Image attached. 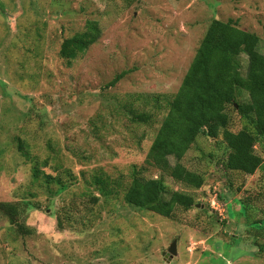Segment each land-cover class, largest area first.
<instances>
[{
    "label": "rangeland",
    "instance_id": "obj_1",
    "mask_svg": "<svg viewBox=\"0 0 264 264\" xmlns=\"http://www.w3.org/2000/svg\"><path fill=\"white\" fill-rule=\"evenodd\" d=\"M214 19L256 34L264 54V0H0V203L14 210L0 209V264H264V142L253 175L226 171V138L245 125L232 110L181 160L199 185L164 176L193 208L162 217L102 196L93 180L128 182L144 165ZM89 22L100 37L68 62L62 42Z\"/></svg>",
    "mask_w": 264,
    "mask_h": 264
},
{
    "label": "trees",
    "instance_id": "obj_2",
    "mask_svg": "<svg viewBox=\"0 0 264 264\" xmlns=\"http://www.w3.org/2000/svg\"><path fill=\"white\" fill-rule=\"evenodd\" d=\"M100 35L97 24L89 22L84 32L62 42L60 56L68 62L75 60ZM259 42L256 34L239 28L236 20L214 19L178 91L166 102V114L151 142L144 165L140 169L133 167L128 182L122 178L110 179L105 174L95 175L93 180L97 191L104 197L122 194L126 204L166 218L176 207L193 208V196L169 189L164 176L176 183L199 185L203 178L187 169L181 160L200 131L206 129L210 135V131L229 126L230 110L236 112L245 125L236 133L228 134L225 145L228 153L223 167L228 172L253 175L263 164V156L255 150L256 143L260 141L261 146L264 142V54L258 50ZM241 55L247 57L245 74L242 73ZM125 73L116 75L108 86H114ZM148 119L144 113L132 114V120L138 123H147ZM23 145L19 142L21 151ZM23 155L28 156L27 152ZM46 163L42 162L41 166ZM150 170L160 175L149 177L146 174ZM39 174L36 165L33 175L37 179ZM0 209L7 214L14 213L8 203H0Z\"/></svg>",
    "mask_w": 264,
    "mask_h": 264
},
{
    "label": "water",
    "instance_id": "obj_3",
    "mask_svg": "<svg viewBox=\"0 0 264 264\" xmlns=\"http://www.w3.org/2000/svg\"><path fill=\"white\" fill-rule=\"evenodd\" d=\"M177 254V252H176V246H175V243H173L172 245H171V248H169L168 249V252L167 253H165L164 255L166 256V257H169V259H171L173 256H175Z\"/></svg>",
    "mask_w": 264,
    "mask_h": 264
}]
</instances>
